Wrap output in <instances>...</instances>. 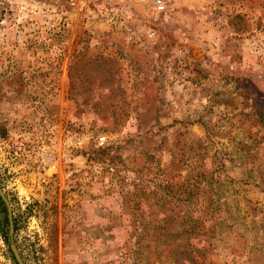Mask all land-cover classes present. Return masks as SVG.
I'll use <instances>...</instances> for the list:
<instances>
[{
	"label": "rangeland",
	"instance_id": "1",
	"mask_svg": "<svg viewBox=\"0 0 264 264\" xmlns=\"http://www.w3.org/2000/svg\"><path fill=\"white\" fill-rule=\"evenodd\" d=\"M155 1L0 0V264H264V0Z\"/></svg>",
	"mask_w": 264,
	"mask_h": 264
},
{
	"label": "water",
	"instance_id": "2",
	"mask_svg": "<svg viewBox=\"0 0 264 264\" xmlns=\"http://www.w3.org/2000/svg\"><path fill=\"white\" fill-rule=\"evenodd\" d=\"M0 197L4 201V203L6 204L7 209H8L9 221H10V233H12V231H13V221H12L11 207H10L9 201L7 199V196H6L5 192L3 191V189L1 188V186H0ZM10 247H11L12 253H13L14 257H15L16 262L18 264H24V262L22 261L20 255H19V253H18V251L16 249L15 244L13 243L12 236H11V239H10Z\"/></svg>",
	"mask_w": 264,
	"mask_h": 264
},
{
	"label": "built area",
	"instance_id": "3",
	"mask_svg": "<svg viewBox=\"0 0 264 264\" xmlns=\"http://www.w3.org/2000/svg\"><path fill=\"white\" fill-rule=\"evenodd\" d=\"M155 4H156L158 7L162 6V0H156V1H155Z\"/></svg>",
	"mask_w": 264,
	"mask_h": 264
},
{
	"label": "trees",
	"instance_id": "4",
	"mask_svg": "<svg viewBox=\"0 0 264 264\" xmlns=\"http://www.w3.org/2000/svg\"><path fill=\"white\" fill-rule=\"evenodd\" d=\"M2 130H4V133H6V127L5 126H2ZM1 199H0V204H1Z\"/></svg>",
	"mask_w": 264,
	"mask_h": 264
}]
</instances>
